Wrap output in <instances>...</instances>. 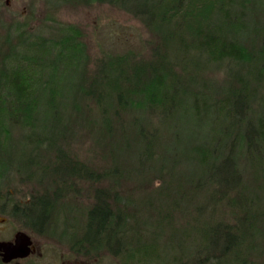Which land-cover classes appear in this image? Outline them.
Wrapping results in <instances>:
<instances>
[{"label":"rangeland","instance_id":"obj_1","mask_svg":"<svg viewBox=\"0 0 264 264\" xmlns=\"http://www.w3.org/2000/svg\"><path fill=\"white\" fill-rule=\"evenodd\" d=\"M81 1L0 0V81L15 67V62L9 65L14 60L42 61L38 50L60 47L68 30L84 55L80 65L71 64L75 57L70 52L58 62L50 55L55 68L38 78L50 84L51 76L58 84L60 92L53 86L56 113L40 110L36 129L7 121L5 131L0 130V194L21 197L22 210H33L29 200L48 201L45 211L34 215V238L47 259L67 264H197L199 258L213 264H264V162L247 155L241 141L247 126L243 129L240 119L244 103L246 123L264 124L262 0H250L249 30L239 40L244 61L179 58L170 79L174 87L166 96L155 95L153 108L146 109L142 94L126 91L125 110L110 106L106 98L98 105L87 96L99 62L106 53L134 51L138 62L151 65L161 34L120 7ZM132 79L142 81L135 72ZM193 94L207 98L204 115L180 111L164 118L171 102H191ZM228 103L240 105L236 113ZM211 145L217 152L214 164L235 148L230 156L239 183L225 197L218 182L209 180L213 164H201ZM64 166L77 171L64 175ZM100 203L119 215L122 228L107 231L111 243L92 247L86 243L88 216ZM218 227L228 230L236 246L207 259L209 238ZM140 249L152 251L153 260L136 257Z\"/></svg>","mask_w":264,"mask_h":264},{"label":"trees","instance_id":"obj_2","mask_svg":"<svg viewBox=\"0 0 264 264\" xmlns=\"http://www.w3.org/2000/svg\"><path fill=\"white\" fill-rule=\"evenodd\" d=\"M82 1L86 3L95 1L100 4L120 7L139 19L149 29L161 34V43L157 46V49L153 50L151 65L138 62L136 59L137 53L134 51L112 55L106 53L103 55L91 90L87 92V96L94 102L96 101L98 105L106 98V103L111 104L110 106L116 107L118 105L121 110H125V108L129 107L128 94L126 95V91H129V96H131L130 92L142 94L144 107L146 109L153 108L150 103L152 97H155V95L166 96L173 89L174 85L170 82V79L174 74V66L180 65L179 58H192L193 55H197L198 59L207 58L210 62L216 64H221L226 60L239 62L245 60L246 50L240 45L239 40L249 30L247 17H249V12L251 11L250 0ZM259 5L264 13V0ZM65 33L67 35L63 37L64 43L61 41L60 47L56 45L50 47L49 50L44 48L38 50L42 55L38 56L37 59L40 58L42 61L36 60L34 62V57H26L20 61H15L13 58L14 61L9 64L11 66L15 62V67H11L0 81L1 131H5L4 125L7 121L23 128L36 129L41 111L43 115L56 113L58 109L56 101L58 93L53 86L58 84L55 85L50 75V84H42V81L38 79L45 76L46 72H52V68H55L56 64L54 61L51 63L49 60L50 55H54L57 62L61 60L60 58H62L64 52H70L75 57V61L71 62V64L80 62V65L84 60L80 47L75 45V42L70 39L74 33L69 30ZM259 35L262 38L261 57L263 65L261 68L264 71V25ZM164 62H167L168 65L164 64ZM132 72L133 74L135 72L136 76L140 77V80L142 79L140 84L133 81ZM148 73H151V76L146 78ZM36 84L40 86V89L36 88ZM56 88L60 92L59 87L56 86ZM193 95L194 99L191 102H171L168 106V114L164 118L175 116L180 111H188L197 116L204 115L208 111L207 98L202 95ZM165 100L167 101V99ZM199 100L203 101L202 108L198 106ZM228 104L229 107L231 106V108L235 109V113L238 106L240 107L238 103L235 105ZM184 106L186 107L185 110L183 109ZM241 109L243 110V116L240 119L242 120L243 129L247 126L246 131L243 132L244 136L241 135V141L245 139L247 155L252 160L256 159L262 164L264 162V124L262 123L258 127L249 121L246 123V104L242 103ZM174 111L176 112L173 113ZM116 119H118V116H116ZM107 124L108 122L106 121ZM144 134V132H141L140 137L144 136ZM208 150L202 155L201 164L203 166H212L213 164L214 169L209 176V180L218 182L216 184L218 192L225 197L239 183L240 175L238 174L237 164L230 156L235 148H232L229 154L216 164L213 162H215L214 156L217 155V152L213 151L212 145ZM75 171L77 169L64 166V170L61 173L70 176ZM47 203L48 201L45 200L34 202V215L37 212L45 211ZM24 210L31 212L30 207H25ZM120 221L119 215H115L103 203L93 208L89 213L86 228L87 245L95 247L101 246L102 243H111V240L109 241L110 234L107 231L112 227L117 231L121 229ZM227 231L220 227L215 228L208 241L210 245L207 250L209 251L207 259H214L218 254L232 252L231 250L236 246V242L235 238ZM120 249L122 250V248ZM115 251L117 254L119 253L117 250ZM151 252L140 249L135 250L134 254L145 261H152L153 255L150 254ZM197 264L213 263L202 262L199 258Z\"/></svg>","mask_w":264,"mask_h":264},{"label":"flooded vegetation","instance_id":"obj_3","mask_svg":"<svg viewBox=\"0 0 264 264\" xmlns=\"http://www.w3.org/2000/svg\"><path fill=\"white\" fill-rule=\"evenodd\" d=\"M32 205L34 207V199ZM23 200L19 196L0 194V264H67V260L44 257V250L34 238V208L22 210ZM20 237V241L17 238ZM28 252V255L23 256Z\"/></svg>","mask_w":264,"mask_h":264},{"label":"water","instance_id":"obj_4","mask_svg":"<svg viewBox=\"0 0 264 264\" xmlns=\"http://www.w3.org/2000/svg\"><path fill=\"white\" fill-rule=\"evenodd\" d=\"M17 240L20 241V237H18ZM4 245L6 246V243H1V242H0V249H1L2 246H4ZM26 255H28V252H26V253L23 254V256H26Z\"/></svg>","mask_w":264,"mask_h":264}]
</instances>
